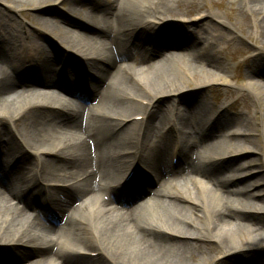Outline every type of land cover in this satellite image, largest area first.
I'll return each mask as SVG.
<instances>
[{
  "label": "bare ground",
  "instance_id": "1",
  "mask_svg": "<svg viewBox=\"0 0 264 264\" xmlns=\"http://www.w3.org/2000/svg\"><path fill=\"white\" fill-rule=\"evenodd\" d=\"M4 1L33 9L37 29L0 9V260L264 264V113L258 132L245 102L264 107V55L252 50L234 84L217 46L233 28L224 14L198 0ZM239 1L263 40L264 0ZM48 35L76 59L48 57ZM213 85L246 91L238 114L215 104ZM231 153L241 161L221 178L215 164Z\"/></svg>",
  "mask_w": 264,
  "mask_h": 264
},
{
  "label": "rangeland",
  "instance_id": "2",
  "mask_svg": "<svg viewBox=\"0 0 264 264\" xmlns=\"http://www.w3.org/2000/svg\"><path fill=\"white\" fill-rule=\"evenodd\" d=\"M55 4H53V5H54V7H57L58 12H61L62 8L65 7L64 3L63 4H57V5H55ZM194 4L195 3H192V2H189L188 0H186L183 2V8L188 10V9H191L193 7V9H194L195 8ZM197 4L202 6L203 9H212V10H217L219 12H222L224 14V16L226 17V19L233 25V28L230 26H223V28H222L223 34L228 40L227 41H224V40L218 41L217 46L224 50L223 57L225 59H223V60H224V63L227 64L229 69L232 71V74H233L232 75V81L237 86L243 85L245 82L244 73L246 70V64L250 61V59H246V58H248L252 54V50H255L254 52H259L261 55H264V39L261 40L260 37L256 38L253 23H252V21L250 22V18L248 19V17H246L247 13H245V11L242 10V5H241V2L239 0H198L196 5ZM0 9L2 12L10 15L14 20H16L18 22V24L21 26L20 28L24 27L29 32L36 31L37 25L35 23H33V21L31 19H29L28 17H26V15H25L26 12L30 13V14L34 13L33 9H31L29 7H23V8L18 7V9L15 11L12 8L8 7L7 3L4 0H0ZM75 17H76L75 20L82 21L81 15H80V17H77V16H75ZM169 18L174 19L175 17L174 18L169 17ZM181 19H183V17ZM48 36L49 37L46 38L47 39L46 42H44V44L46 45V49L49 51V52H47L48 57L53 59L54 57H56L54 55V52L55 51H61V52L65 53V56H67V57L69 56L70 58L76 59V52H74V51L71 52V51L67 50L62 45V43L58 42V40L62 41L63 39H61L57 35H56L57 39L52 37V35H48ZM211 39L208 38L206 41V40H204V37H200L197 44H198V46H200L202 44H206V46L211 45L213 42V39L212 40ZM147 40L149 41L150 38L147 37ZM187 50L188 49L181 48V49H176V50H171V51H175L176 53H180V52L181 53L182 52L188 53ZM241 50H243V51L245 50L244 53H241ZM207 55H208V53H206L204 55V58L207 57ZM75 59H71V62L69 60L68 61L69 64L74 63L76 61ZM244 59H246V60H244ZM260 59H262V60H260V62L262 64H264V58L261 57ZM203 61H206V60L203 59ZM72 69H73V67H72ZM153 71L156 72L155 68ZM225 91L230 92L231 95L229 98H224V92ZM210 92H212L211 96L213 95V97H216V95H218V97L215 98L216 99V101H215L216 105L223 104V103L228 104V103H232L233 101H235L236 108H229L228 109V113H230L229 115H233V116L238 114V111L242 108L243 102L241 101V94H243V95H244V93L246 94V91L244 89H238L237 87H230L229 89H225V87H222L220 85L211 86L209 91H207V94ZM194 96L199 97L200 96L199 92L193 93V97ZM186 98H189V97H186ZM245 102L250 107L251 112L255 113V118H256V122H257V130H258V132H260L261 128L259 126L260 125L259 116H260V113H264V107L259 108L258 106H255V105L253 106L252 105L253 104L252 98L250 95H247V94L245 95ZM4 122L6 124V121H4ZM175 123H177V122H175ZM227 139L228 138H226V140ZM231 141L232 142H230L229 144H234L233 143L234 140H231ZM16 148H18V147L15 146L14 151H16L17 152L16 155L19 156L20 153L22 154V152H21L20 148L19 149H16ZM254 154L256 155L255 152L251 153L250 157L255 156ZM238 156H239V153L238 154L231 153V154L224 155L223 157H221V160L215 164L216 168L221 167L220 173H218L216 175L221 177V178H226L228 176L233 175L234 172L229 168L225 169L224 165L229 164V163L240 162L241 158H239ZM149 159H150V156L147 157V160H149ZM144 170H145V168H144ZM23 171L27 172L28 170H27V168H24ZM123 173H125V170L122 171L121 175H123ZM18 175L19 174H17V176ZM27 175L30 176L31 172L30 173L27 172ZM33 177L36 178V176H33ZM16 179H18V178H16ZM147 180L149 181L148 184L154 185V180L150 176H148ZM15 183L18 184L17 180H15ZM155 186H156V184H155ZM47 194L45 193L44 195H47ZM229 200L234 206L237 207L236 202L238 200H241V196H239L237 194H231V195H229ZM207 202H208L209 208L214 206L208 197H207ZM198 211L201 212V209L198 208ZM194 217H197L196 221H197L199 226H205L204 221L202 219H200L198 215H194ZM255 218H256L255 220H257L258 222L264 220V213H257V215L255 214ZM197 231L204 234V231H201L200 229ZM261 235L264 236V232L261 233ZM211 245H214V244H211ZM263 253H264V250H263ZM28 254H29L28 259L31 258V259L36 260V257H35L36 254L35 253H28ZM197 255H198L197 256L198 258H203L205 256V254H202V253H197ZM22 263H24V262H22L20 260H16V259L0 260V264H22Z\"/></svg>",
  "mask_w": 264,
  "mask_h": 264
}]
</instances>
